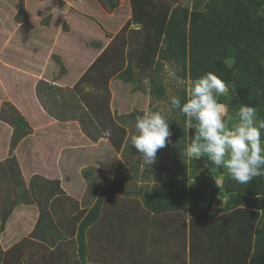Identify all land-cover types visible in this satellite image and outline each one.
<instances>
[{"label":"rangeland","instance_id":"rangeland-1","mask_svg":"<svg viewBox=\"0 0 264 264\" xmlns=\"http://www.w3.org/2000/svg\"><path fill=\"white\" fill-rule=\"evenodd\" d=\"M116 1L115 7L111 9L108 7L107 0H22L20 3L17 0H0V188L2 189L0 197L10 196L15 198L16 202L17 198L21 200L25 186L18 190L10 185L12 183L15 185L19 180L23 185L26 183V180L23 181L19 174L18 161L22 164L26 162L30 170L34 171L31 183L41 186L46 184L44 182L46 178L41 175L42 169L39 168L44 165L55 169L57 155L62 153L67 156V143H62V140L59 143L60 136L52 142L46 139L43 143L42 140L38 142V139L32 138L33 135L30 134L34 130L35 123H28V117L34 118L33 121H35L45 115L47 118L44 122L52 119L40 110L37 105L38 97L45 105L46 112L48 110L58 115L62 118L60 120L64 122V125L67 123L65 121H71L67 123L70 125L71 133L75 131L74 134L79 135V125L85 128L84 133L94 140L90 143L92 148L86 149L91 159L87 157L83 158V161L80 160L86 163L82 171L83 188L86 187L89 191L93 188H100L104 194L115 193L116 201H113V198L107 200V197H103L104 202L107 200V205L116 204L119 198H127L124 196L130 198V204L124 207L126 213L124 217L121 209V216L126 223L120 230H124L125 235L120 230L116 231L112 220L111 223L101 221L103 226L101 238L109 245L113 242H121L124 245L132 242L131 245L139 246V249H134L136 254L143 256L141 244L138 241H146L133 240L137 232L150 231L152 226L155 227L154 223H157V218L166 215L168 219L162 218L164 223L169 224L170 222L172 228L175 227L179 231H190V226H198L186 214V209L175 213L168 211L163 215L150 214L147 219H144V210H140L142 205H136L135 202V196H138L139 202L144 205V193L148 189L155 188L162 180L169 179L166 170L172 167V160L166 155L171 153L169 147L175 145L181 138L183 125L179 111H170L168 103L171 95L183 97L184 85L169 77V71H175L180 76L182 67L177 61L160 58L164 43L158 33H151L152 35L148 36L145 34L148 27H146V13L147 10L155 12L156 8L159 13L161 6L167 4L200 9L205 0H141V5L144 4L142 9H140L138 0ZM20 5H22V10L19 11ZM115 39L127 40L120 64L130 69L132 74L130 81L123 80V77L113 72L119 63L114 58H107L106 63L95 62L91 67L89 66L101 49L107 47L110 51L114 50L117 45ZM141 65L147 68L141 71ZM149 76L162 87V95H155L150 91ZM183 80L188 81L189 79ZM85 104L88 107L91 105L93 109L102 105L107 110L104 109L105 111L98 114L91 113V109L86 110ZM224 105L227 108L225 119L231 125L234 119H238L236 109L235 111L230 110L226 104ZM146 110L161 111L169 119L172 133V143L158 151V160L151 166L143 163L129 140L130 136L135 133V118ZM13 111L22 116L25 123L27 122L26 125L14 121ZM99 117L103 121L114 119L116 126L113 123L112 137L123 140L119 149L115 148L109 139L102 137L98 123ZM61 121L55 123L63 124ZM122 127L124 132L121 131ZM186 142L187 140L185 144ZM93 154H96L97 160ZM38 156L41 160L35 158ZM60 160L62 161L61 158ZM185 162L188 165L186 183L189 186L196 184L204 171L211 173L218 183L229 175L226 169L218 172L214 167H205L203 159L185 160ZM193 181V184H189ZM32 194L39 198L44 194L51 197L54 193H41L35 189ZM227 199V195L218 194L213 201L210 213H214L223 206ZM83 201L82 198V205ZM117 203L120 205V202ZM69 207L72 208V204H69ZM131 207L133 209L128 211ZM242 210L245 219H249L243 226L249 234L250 239H246V247L249 248L250 254L253 247V230L259 217L258 214L254 217V212L250 209L243 208ZM227 213L230 212L215 213L213 219L219 221ZM99 226H97L98 229ZM114 228L115 232H113ZM156 232L167 233L171 230L160 228ZM172 232L174 234L175 229ZM245 235L241 234L240 242L245 239ZM208 237L210 239L212 236ZM168 238L171 240L172 236ZM229 238L232 244L242 246L236 236ZM193 239L194 236H190L188 232V245L193 243ZM157 242L153 244L155 250L152 249L151 255L157 254L160 244ZM148 249L151 250V247ZM195 249L188 252L189 264H204L206 258L209 259L207 262H210L209 251L198 252ZM159 250H165L164 254L168 257V254L171 255L167 247ZM176 251H183V249L178 248ZM229 252H214L216 255L212 257L211 264H227L225 261L231 264V259H233V264H237V260L233 257L235 253H232L231 257ZM139 256L136 258L138 259ZM181 260L186 264V257Z\"/></svg>","mask_w":264,"mask_h":264},{"label":"trees","instance_id":"trees-1","mask_svg":"<svg viewBox=\"0 0 264 264\" xmlns=\"http://www.w3.org/2000/svg\"><path fill=\"white\" fill-rule=\"evenodd\" d=\"M17 1L20 3L22 0ZM138 1L140 9L144 8L141 0ZM107 2L111 9L117 3L116 0H107ZM21 7L22 5L19 11L22 10ZM158 12L157 8L155 12L147 10L146 27H148L145 34L148 36L151 33H158V36L162 38L164 45L160 58L179 62L182 67L180 76L183 79H194L209 71L216 73L226 84L235 88V95L230 93L226 98H219L221 103L226 104L230 110L238 109L241 103L253 106L257 108L259 117L264 118V1L205 0L200 9L167 4L161 6ZM135 22L139 23V21ZM115 42L117 45L114 50L110 51L107 47L101 49L89 66L91 67L95 62L106 63L107 58H114L119 63L113 72L123 77V80L130 81L132 79L130 69L120 64L127 40L115 39ZM146 68L147 66L141 65V71ZM149 83L153 94L162 95V87L153 78L149 79ZM184 94L185 89L183 96ZM85 107L86 110L91 109V113L95 114L107 110L102 105L94 109L91 105L88 107L85 104ZM13 117L16 123L26 125L27 122L25 123L17 112ZM180 118L184 124V117L180 115ZM98 120L101 129L110 127L113 133L114 125L116 126L113 118L103 121L99 117ZM236 121L237 119H234L231 123ZM121 131L124 132L123 127ZM180 134L181 138L175 145L169 147L171 153L166 155L172 160V167L168 169L169 179L161 181L154 189L144 193L145 207L155 214L186 209L193 223L203 226L208 236L215 233L216 236H221L220 240L225 246L217 247L218 252L228 253L230 250L231 257L232 253H235L233 257L237 260V264H264V177L254 178L248 184L241 185L228 175L218 183L211 173L204 171L196 184L187 185L188 165L181 158L180 151L186 145L185 140H187L186 143L190 141L193 132H185L182 125ZM73 136L67 140L69 144L76 140V144H81L76 135ZM112 136L113 134L108 139L115 148L119 149L123 140ZM261 139L264 140V131L261 133ZM103 194V191L99 193L97 200L79 224L78 241L81 248H83L84 227L98 218ZM218 194H225L228 199L223 206L214 213H210L213 201ZM237 207L239 208L236 210ZM243 208L250 209L254 212V217L255 214L259 217L253 230V247L250 254L249 248L242 243L250 239L243 226L245 222L247 224V220L249 221L245 219ZM223 211L230 213L225 214V217L219 221L213 219L215 213ZM254 217L251 218L255 219ZM190 227L191 232L196 229V227ZM241 234H246L242 242H240ZM231 236H236L242 246L232 243L226 246L225 239L230 240Z\"/></svg>","mask_w":264,"mask_h":264},{"label":"crops","instance_id":"crops-1","mask_svg":"<svg viewBox=\"0 0 264 264\" xmlns=\"http://www.w3.org/2000/svg\"><path fill=\"white\" fill-rule=\"evenodd\" d=\"M37 100V105L42 113L52 119L51 121L44 122V119L47 118L45 115L41 116L40 120L35 121H33L34 118L28 117V123H35L34 130L30 133L33 135L32 138L38 139V142L42 140L44 143L46 139H50L52 142V140L60 136L59 143H61V140L62 143H67L66 148L68 153L67 156L62 153L57 155L54 164L56 170L53 167H45L44 165L39 168L42 169L41 175L46 178L44 181L46 184H42L41 186L31 183L34 171L32 169L30 170L26 162H23L24 159L22 160L23 164L21 161H18L19 174L23 178V181L26 180V183L23 185L18 175L17 178L19 181H16L15 185L13 183L10 184L18 190L23 189V186H25L22 191L23 195L21 196V200L17 198L16 202V199L10 196L0 197V264H185L181 260H184L185 257L186 264H189L188 252L190 253L193 248H196L195 250L198 252L209 251L210 255L208 257H211L210 262H207L209 259L206 258L204 264H211L213 262L211 260L216 255L214 252H218L217 247L225 246L223 244L224 242L220 240V236H216L217 234L215 233L209 239L208 233L204 231L203 226H197L193 232L179 231L175 227L172 228L170 222L169 224L164 223V219L162 220V218H165L166 215L162 218H157V223H154L155 227L152 226L149 229L150 231L137 232V235H135L136 238L133 241H146H138L141 244V253L143 256L136 254L134 249H139V246L136 244L131 245L132 242L129 244L125 243V245L121 242H113L111 245L106 244L100 236L103 231L101 221L103 223L107 221L111 223L112 220L115 224L116 231L120 230L126 223L123 221V217L126 214L124 207L130 204L129 196L123 195L127 198H119L117 202H120V205L117 202L114 205H107L106 201L108 199L112 200L113 198V201H116L117 195H114L115 193L104 194L102 196L103 200L98 218L92 224L84 227L83 248H81L78 241L79 224L101 192L100 188H93L90 191L86 187L83 188L84 177L82 176V171L86 163L81 161H83V158L86 159L89 157L86 149L92 148L90 143L94 142V140L84 133L85 128L78 125L79 135H76V138H78L81 144H76L77 140L69 144L67 140L75 135V131L72 134L71 129H69L70 125L67 124L71 121H65L67 123L64 125V122L60 120L62 118L50 113L48 110L46 112L44 110L45 105L40 102L38 97ZM14 114L15 112L13 111ZM59 121L63 124L59 125V123H55ZM56 125L59 127H55ZM97 154L101 155L99 153ZM93 156L96 159V154H93ZM35 158L41 160L39 156ZM88 159L90 160L91 158L89 157ZM166 173L170 176V171L166 170ZM35 189L41 193L53 192L54 194L51 197L48 194H44L39 198L34 197L32 193H34ZM131 193L133 194V192ZM103 197H107L105 202ZM135 197L136 205H142L140 206V210H144V219H147L150 214H155L139 202L138 196ZM82 198L84 199L83 205L81 204ZM69 204H72L73 207H69ZM67 205L68 207H66ZM121 209L123 217L121 216ZM132 209L133 207L128 209V211ZM178 211L174 210L169 212L175 213ZM135 213L137 215L136 208ZM164 213H158V215H163ZM186 214L189 215L188 211H186ZM134 219L136 221V217ZM98 225H100L99 229L97 228ZM188 227L186 224V228ZM115 228L113 232H115ZM160 228H168L171 232L175 229V233L156 232ZM120 231L125 235L124 230ZM188 232L190 236H194L193 243L190 245H188ZM169 236H172L171 240L168 238ZM226 240V246H230L232 242L228 239ZM156 241L160 243L157 254L151 255L150 252L153 251V244ZM242 243L245 246L247 245L245 240ZM148 247H151V250ZM164 247L170 249L171 255L168 254L169 257L164 254L165 250H159ZM178 248H182L184 252L176 251ZM136 256H139V258L137 259ZM232 260L231 264H233ZM225 262L229 264L227 261Z\"/></svg>","mask_w":264,"mask_h":264},{"label":"clouds","instance_id":"clouds-1","mask_svg":"<svg viewBox=\"0 0 264 264\" xmlns=\"http://www.w3.org/2000/svg\"><path fill=\"white\" fill-rule=\"evenodd\" d=\"M169 77L185 89L183 97L169 96L170 111L178 110L184 117L183 130L193 132L180 151L181 158L203 159L205 167L218 172L226 169L241 185L264 177V118L259 117L257 108L241 103L236 109L238 119L230 125L225 119L227 108L219 98L235 95L234 87L211 71L188 81L175 71H169ZM100 131L103 138L112 135L110 127ZM171 135L169 119L161 111L146 110L135 118V133L129 140L143 163L151 166L158 160V151L172 143Z\"/></svg>","mask_w":264,"mask_h":264},{"label":"bare ground","instance_id":"bare-ground-1","mask_svg":"<svg viewBox=\"0 0 264 264\" xmlns=\"http://www.w3.org/2000/svg\"><path fill=\"white\" fill-rule=\"evenodd\" d=\"M86 98H88V97H86ZM86 102V101H85Z\"/></svg>","mask_w":264,"mask_h":264}]
</instances>
